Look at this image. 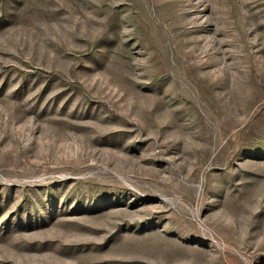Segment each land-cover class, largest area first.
Listing matches in <instances>:
<instances>
[{
  "label": "rangeland",
  "instance_id": "1",
  "mask_svg": "<svg viewBox=\"0 0 264 264\" xmlns=\"http://www.w3.org/2000/svg\"><path fill=\"white\" fill-rule=\"evenodd\" d=\"M0 264H264V0H0Z\"/></svg>",
  "mask_w": 264,
  "mask_h": 264
}]
</instances>
